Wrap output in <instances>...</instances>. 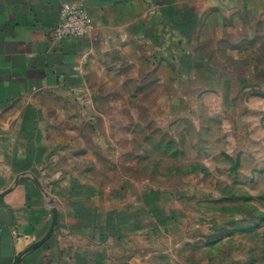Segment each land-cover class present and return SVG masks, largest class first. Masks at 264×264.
<instances>
[{
    "label": "rangeland",
    "instance_id": "374dc122",
    "mask_svg": "<svg viewBox=\"0 0 264 264\" xmlns=\"http://www.w3.org/2000/svg\"><path fill=\"white\" fill-rule=\"evenodd\" d=\"M205 20L178 25L170 58L134 44L78 92L41 99L55 112L10 113L64 138L42 180L127 216L143 264H264V0Z\"/></svg>",
    "mask_w": 264,
    "mask_h": 264
},
{
    "label": "crops",
    "instance_id": "0c3cea01",
    "mask_svg": "<svg viewBox=\"0 0 264 264\" xmlns=\"http://www.w3.org/2000/svg\"><path fill=\"white\" fill-rule=\"evenodd\" d=\"M71 1L0 0V264H143L127 216L59 174L42 180L52 169L39 163L63 153L64 138L49 133L42 117L13 121L10 113L55 112L59 106L43 107L41 99L78 92L102 57L148 44L170 58L178 25L210 24L253 0H80L92 29L58 40L60 8ZM148 256L144 264L160 258Z\"/></svg>",
    "mask_w": 264,
    "mask_h": 264
},
{
    "label": "built area",
    "instance_id": "2783aa9c",
    "mask_svg": "<svg viewBox=\"0 0 264 264\" xmlns=\"http://www.w3.org/2000/svg\"><path fill=\"white\" fill-rule=\"evenodd\" d=\"M92 26V19L85 4L80 0L65 2L60 8V19L55 27L54 36L58 40L85 37Z\"/></svg>",
    "mask_w": 264,
    "mask_h": 264
},
{
    "label": "water",
    "instance_id": "95a60500",
    "mask_svg": "<svg viewBox=\"0 0 264 264\" xmlns=\"http://www.w3.org/2000/svg\"><path fill=\"white\" fill-rule=\"evenodd\" d=\"M56 217V216H55ZM54 225L56 224V220H54V223H53Z\"/></svg>",
    "mask_w": 264,
    "mask_h": 264
}]
</instances>
